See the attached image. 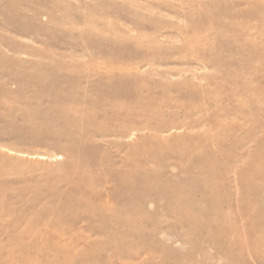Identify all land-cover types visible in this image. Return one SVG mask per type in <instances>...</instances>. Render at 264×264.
<instances>
[{
  "label": "rangeland",
  "instance_id": "obj_1",
  "mask_svg": "<svg viewBox=\"0 0 264 264\" xmlns=\"http://www.w3.org/2000/svg\"><path fill=\"white\" fill-rule=\"evenodd\" d=\"M263 55L264 0H0V264H264Z\"/></svg>",
  "mask_w": 264,
  "mask_h": 264
},
{
  "label": "bare ground",
  "instance_id": "obj_2",
  "mask_svg": "<svg viewBox=\"0 0 264 264\" xmlns=\"http://www.w3.org/2000/svg\"><path fill=\"white\" fill-rule=\"evenodd\" d=\"M209 15V14H208ZM102 46V45H101ZM220 54V53H219ZM231 54V53H230ZM263 57H264V55H263ZM261 58V57H260ZM123 70V69H122ZM54 72V71H53ZM47 78V77H46ZM129 80V79H128ZM126 82V81H125ZM112 84V83H111ZM125 86H126V84H124ZM105 87V86H104ZM108 87V86H107ZM112 87V85L110 86V88ZM113 88H114V86H113ZM122 89V88H121ZM110 90H112V89H110ZM116 91H118V90H116ZM125 91V90H124ZM128 92H129V90H128ZM103 93H105V92H103ZM178 93V92H177ZM176 93V94H177ZM100 94V93H99ZM143 94H144V91H143ZM145 96H146V94H144ZM181 96H182V94H181ZM190 96V95H189ZM189 96H187V97H189ZM132 97V96H131ZM191 97V96H190ZM103 98V97H102ZM115 99V98H114ZM104 101V100H103ZM261 103V102H260ZM155 107V106H154ZM111 109V108H110ZM124 109V108H123ZM112 110V109H111ZM126 110V109H125ZM129 110V109H128ZM126 113V112H125ZM62 114V113H61ZM253 120V119H252ZM86 125V124H85ZM68 127H69V125H68ZM68 129H70V128H67V131H68ZM89 131V130H88ZM76 133V132H75ZM62 134H63V132H62ZM88 136V135H87ZM71 140V139H70ZM264 142V141H263ZM187 145V144H186ZM80 148V147H79ZM198 148V147H197ZM85 149V148H84ZM88 149V148H87ZM193 149V148H192ZM181 151V150H180ZM191 151V150H190ZM189 152V151H188ZM201 152V151H200ZM177 153V152H176ZM179 153H183V152H179ZM211 153V152H210ZM205 154V153H204ZM192 155V154H191ZM201 155V154H200ZM208 155V154H207ZM202 156V155H201ZM193 157V156H192ZM192 157H191V159H192ZM207 157V156H206ZM155 158V157H154ZM216 158V157H215ZM158 159V158H157ZM156 159V160H157ZM183 159V158H182ZM155 160V161H156ZM194 160V159H193ZM213 160V159H212ZM201 161H202V158H201ZM209 161V160H208ZM223 162V161H222ZM92 163V162H91ZM226 163V162H225ZM75 164V163H74ZM93 164V163H92ZM161 164V163H160ZM217 164V163H216ZM223 164V163H222ZM187 165H189V164H187ZM214 165V164H213ZM190 166V165H189ZM195 166H197V165H195ZM203 166V165H202ZM216 166H218V165H216ZM225 166V165H224ZM199 167V166H198ZM201 167V166H200ZM136 168V167H135ZM159 168V167H158ZM215 168V167H214ZM74 169H75V167H74ZM198 169V168H197ZM222 169V168H221ZM71 170H72V168H71ZM205 170V169H204ZM261 171H263V169H261ZM128 172V171H127ZM126 172V173H127ZM130 173V172H129ZM128 173V174H129ZM132 174L129 176V177H127L128 178V180L126 179V181H127V183H128V188H133V184H134V177L136 176V174H134V172H131ZM216 173H218V171L216 172ZM262 173V172H261ZM260 173H258V175H259ZM223 175V174H222ZM221 175V176H222ZM124 176V175H123ZM220 176V177H221ZM259 176H263L262 174L261 175H259ZM198 177V176H197ZM123 178H125V177H123ZM222 178V177H221ZM139 179V178H138ZM137 179V180H138ZM82 180V179H81ZM121 180V179H120ZM132 180V181H131ZM199 180V179H198ZM210 180V179H209ZM214 180V179H213ZM119 181V180H118ZM188 181V180H187ZM216 181H217V178H216ZM221 181V180H220ZM129 182H131V183H129ZM136 182V181H135ZM189 182V181H188ZM205 182H207L208 183V181H205ZM63 183V182H62ZM219 183V182H218ZM247 183V182H246ZM116 184H118V183H116ZM119 184H121V183H119ZM141 184V183H140ZM139 184V185H140ZM211 184V183H210ZM200 185V184H199ZM205 185V184H204ZM215 185H216V183H215ZM135 186H137V185H135ZM117 187V186H116ZM194 187H196L195 185H194ZM199 187H201V185L199 186ZM141 189V188H140ZM124 190H125V188H124ZM134 190V189H133ZM139 190V189H138ZM142 190V189H141ZM137 192V191H136ZM182 192V191H181ZM124 193H126V192H124ZM127 193H131V191L130 192H127ZM138 193H139V191H138ZM90 194H91V192H90ZM92 195V194H91ZM138 195V194H137ZM262 195V194H261ZM183 197V196H182ZM172 201V200H171ZM193 201V200H192ZM124 202H125V205H124V211H128V212H130V213H132L131 215H129V217L128 216H126L129 220L132 218V217H134L135 218V214L137 213V208H138V202H137V200H135V196L133 197V196H130V195H125V198H124ZM172 203V202H171ZM257 203V202H256ZM193 204H194V202H193ZM197 204V203H196ZM261 204V203H260ZM259 204V205H260ZM196 206H198V205H196ZM186 207V206H185ZM73 209V208H72ZM188 209V208H187ZM190 209V208H189ZM199 209V208H198ZM70 210V209H69ZM193 211L196 213V211L197 210H194L193 209ZM199 211H201V210H199ZM70 212V211H69ZM103 212H105L106 213V211H103ZM263 212V211H262ZM261 212V213H262ZM113 213V211L111 212V215H113V216H115V219H117L119 222H121L123 219L119 216V213L117 214H112ZM129 213V214H130ZM199 213V212H198ZM264 213V212H263ZM71 214V213H70ZM200 214V213H199ZM218 214V213H217ZM94 215V214H93ZM135 215V216H134ZM138 216V215H137ZM225 216V215H224ZM131 217V218H130ZM259 217V216H258ZM218 218H219V216H218ZM104 219V218H103ZM136 219V218H135ZM134 219V220H135ZM207 219V218H206ZM225 219H226V217H225ZM125 220L126 219H124L123 221H122V223H124L125 222ZM207 220H210V219H207ZM215 220V219H214ZM219 220V219H218ZM100 221V220H99ZM110 221V220H109ZM131 221V220H130ZM136 221V220H135ZM213 221V220H212ZM216 221V220H215ZM226 221V220H225ZM97 222V221H96ZM127 222V221H126ZM98 223V222H97ZM134 223H136V222H134ZM215 222H213V224H214ZM220 223V222H219ZM99 224V223H98ZM110 224H111V222H110ZM132 224V223H131ZM112 225V224H111ZM215 225V224H214ZM100 226V225H99ZM218 226H219V224H218ZM132 227V226H131ZM107 228V227H106ZM195 228V227H194ZM125 229V228H124ZM197 228H195V230H196ZM207 229V228H206ZM198 230V229H197ZM209 230V229H208ZM213 230V229H212ZM215 230V229H214ZM115 232V231H114ZM208 232H212V231H208ZM215 232H216V230H215ZM105 234H107V233H105ZM120 252V251H119ZM116 254L118 253V252H115ZM121 254V253H120ZM125 254V253H124ZM122 256H123V254H122Z\"/></svg>",
  "mask_w": 264,
  "mask_h": 264
}]
</instances>
